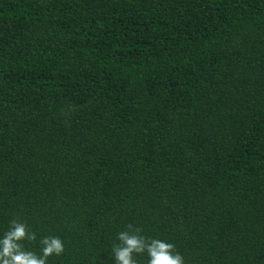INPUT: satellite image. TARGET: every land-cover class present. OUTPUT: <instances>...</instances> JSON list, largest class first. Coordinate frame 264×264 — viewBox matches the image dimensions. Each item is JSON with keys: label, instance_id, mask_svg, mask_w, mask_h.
Returning a JSON list of instances; mask_svg holds the SVG:
<instances>
[{"label": "trees", "instance_id": "trees-1", "mask_svg": "<svg viewBox=\"0 0 264 264\" xmlns=\"http://www.w3.org/2000/svg\"><path fill=\"white\" fill-rule=\"evenodd\" d=\"M13 219L63 241L48 264H115L129 223L185 264H264V0H0Z\"/></svg>", "mask_w": 264, "mask_h": 264}, {"label": "clouds", "instance_id": "clouds-1", "mask_svg": "<svg viewBox=\"0 0 264 264\" xmlns=\"http://www.w3.org/2000/svg\"><path fill=\"white\" fill-rule=\"evenodd\" d=\"M142 228L129 223L117 235L112 247L115 264H137L135 255L147 254V264H185L184 257L172 243L142 235ZM36 233L26 223L13 219L9 229L0 237V264H48V258L64 252L59 237L47 236L40 240V253L27 250L24 241H35Z\"/></svg>", "mask_w": 264, "mask_h": 264}]
</instances>
